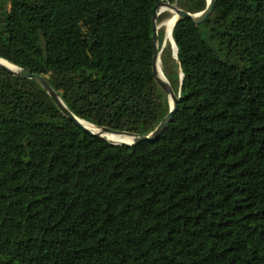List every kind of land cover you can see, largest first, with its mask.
I'll return each instance as SVG.
<instances>
[{"label":"trees","instance_id":"16d2710c","mask_svg":"<svg viewBox=\"0 0 264 264\" xmlns=\"http://www.w3.org/2000/svg\"><path fill=\"white\" fill-rule=\"evenodd\" d=\"M160 1L0 0V58L81 120L148 135L170 111L153 73ZM158 35L178 107L130 147L0 68V264H264V0L179 20L177 58Z\"/></svg>","mask_w":264,"mask_h":264},{"label":"water","instance_id":"95a60500","mask_svg":"<svg viewBox=\"0 0 264 264\" xmlns=\"http://www.w3.org/2000/svg\"><path fill=\"white\" fill-rule=\"evenodd\" d=\"M215 3L216 0H207V7L204 11L196 14H191L189 12H186L182 9L179 8L177 4H170L168 2H163L162 0L156 5L155 10H154V15H153V43H154V52H153V73L155 76V79L159 86L164 90V92L167 94L169 103H170V111L169 113L160 121V123L157 125V127L148 135H139V134H134V133H129L126 131H120V130H115L110 127L106 126H98L95 125L91 122H88L92 124L93 126L97 127L99 129V132H93L90 129L86 128L81 124L79 121L80 118L76 117L71 111L65 106L61 98L59 97L58 93L50 86L48 83L47 79L40 74H35V73H30L18 66H15L16 69H10L0 63V68L3 69L4 71L8 72L9 74L20 78V79H31L36 81L45 91L46 93L50 96V98L55 102V104L59 107L61 112L71 120H73L76 125H78L80 128H82L85 132H88L94 136H99L104 139H106L111 145L113 146H134L138 145L143 142H150L155 139H157L168 127V125L172 122L173 116L177 110L178 107V96L174 93L173 89L171 88L170 84L168 83L166 77L164 76L161 68V50L159 51V23H158V18L159 16L164 13L168 12L166 9H170L175 13L177 16L176 22L173 25L172 28V33L173 29L176 25V23L179 20H191L195 25H201L204 22L207 21V19L212 15L214 8H215ZM166 39L165 42L163 43L162 48L165 47L166 45ZM169 43L172 46L173 49V54L177 58L178 55V49L176 47V44L174 42L173 36H172V41H169ZM183 74L181 73V84L183 82ZM105 134H112L121 139L120 142H113L108 140L104 135ZM129 139V141H126Z\"/></svg>","mask_w":264,"mask_h":264},{"label":"bare ground","instance_id":"6f19581e","mask_svg":"<svg viewBox=\"0 0 264 264\" xmlns=\"http://www.w3.org/2000/svg\"><path fill=\"white\" fill-rule=\"evenodd\" d=\"M168 11H170L171 13H173V15L167 19L165 22H164V26L166 27V39H168L169 41L171 40L172 41V28H173V25L175 24L176 22V19H177V16L175 15V13L173 11H171L170 9H166ZM0 63L10 69H16L15 66L3 59L0 58ZM79 121L81 122V124L83 126H85L86 128L90 129L91 131L93 132H99V129L95 126H93L92 124L86 122V121H83L81 119H79ZM108 140L110 141H113V142H120L121 139L115 135H112V134H105L104 135ZM126 141H129V139H127Z\"/></svg>","mask_w":264,"mask_h":264},{"label":"rangeland","instance_id":"374dc122","mask_svg":"<svg viewBox=\"0 0 264 264\" xmlns=\"http://www.w3.org/2000/svg\"><path fill=\"white\" fill-rule=\"evenodd\" d=\"M164 13H168L169 14V16L167 17V18H165L162 22H160L158 25H159V30H163L164 31V33H165V37H164V42H165V39H166V27L163 25L164 24V22L167 20V19H169L172 15H173V13H171L170 11H168V12H164ZM163 14V13H162ZM166 41L167 42H169V40L168 39H166ZM171 41V40H170ZM166 42V43H167Z\"/></svg>","mask_w":264,"mask_h":264}]
</instances>
